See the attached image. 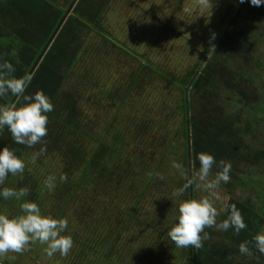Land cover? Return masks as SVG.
Listing matches in <instances>:
<instances>
[{"label":"trees","instance_id":"obj_1","mask_svg":"<svg viewBox=\"0 0 264 264\" xmlns=\"http://www.w3.org/2000/svg\"><path fill=\"white\" fill-rule=\"evenodd\" d=\"M70 2L0 0V63H11L18 79L25 78ZM108 4L109 0H78L26 83L27 93L42 90L54 105L53 111L47 113L48 134L40 145L29 148L14 142L6 128L0 131V147L14 150L26 165L23 173L9 174L0 188H28L26 199L36 202L45 214L67 218L65 234L72 237L73 247L66 257L56 253L51 264H242L237 260L241 256L250 258L254 264H264V254L251 243L250 255L239 251V245L251 242L264 224V210L259 211L249 201L233 196L228 200L241 211L247 225L244 230L236 234L231 228L218 232L206 228L209 239L199 249L177 248L166 231L175 207L166 198L185 183L171 167L173 160L182 163L185 175L194 179L199 168L196 154L210 153L216 160L231 164L230 181L245 174L243 164L264 163V146L258 148L246 137L249 125L241 123L239 115L225 112L222 106L226 99L221 102L222 91L234 90L241 84L230 78L222 85L218 80L226 67L223 64L233 59L229 54H234V47L224 55L217 43L201 67L198 61L182 70L159 66L150 59L141 60L114 41L113 31L107 29ZM244 7L242 4L239 9ZM91 32L103 44L112 45L138 62L128 79L105 90L111 117L96 136L94 148L90 147L91 136L85 128L78 99L67 82ZM224 34L220 41L227 36ZM238 49L246 62L251 60L248 47ZM237 76L241 81L242 76L239 73ZM149 87L159 93L155 104L148 102L146 106H157L150 113L133 105L135 101L143 102ZM12 97L9 95L0 103L9 104ZM19 100L18 97L15 103ZM263 109L259 106L258 110ZM41 146L46 151L37 155ZM32 156L33 160L34 156L38 158L37 162L27 164ZM50 157L53 160L43 173L44 177H56L52 189L45 187L38 167V162L43 165ZM216 171L213 168L212 175ZM61 176L66 179L61 180ZM156 184L162 186L153 191ZM164 185L169 187L166 192ZM254 188L257 194L261 193V187ZM192 190L195 198L194 187ZM228 191L231 194L233 189L228 187ZM185 195L190 197V188ZM87 201L93 206L92 222L87 211L78 214L80 203ZM20 203L0 198V212L19 215ZM73 203L78 204V209L75 216L70 211L69 217L68 206ZM226 215L222 212L221 222Z\"/></svg>","mask_w":264,"mask_h":264},{"label":"rangeland","instance_id":"obj_2","mask_svg":"<svg viewBox=\"0 0 264 264\" xmlns=\"http://www.w3.org/2000/svg\"><path fill=\"white\" fill-rule=\"evenodd\" d=\"M235 1L207 0V6H205L203 0H158L157 6L150 8L153 12L143 15L147 17V21H150L151 17L157 19L154 27L149 26L145 29L149 30L148 37L142 36L140 31L143 29L140 25L143 16L141 18L138 16V22L129 19L132 27L129 30L127 25L117 21L120 15H124V11L118 7L114 10L111 6L106 14L107 29L109 27L113 31L111 35L132 49L141 59H150L153 63L168 69L178 67L182 70L193 66L199 60L201 51L203 52L207 47L225 14L229 13L232 16V13H235L233 23L222 42L227 46L226 51H231V46L234 47V54H229L230 57L233 56V59L223 64L226 66L225 70L220 72L217 78L224 85L225 80L232 79L233 76L237 78L239 73L242 76V84L237 85L234 90H223L221 102L226 98L222 102L225 112L239 115L240 122H246L249 125L247 139L254 141L258 148H262L264 146V109L260 111L258 109L259 106L264 108V5L257 7L245 0L244 3H238L245 5L244 8L239 9L240 6L238 7L237 4L233 7ZM134 16L137 15L134 14ZM127 28L129 31H126ZM200 33L201 40L198 38ZM238 46L249 48L251 60L246 62L239 56ZM222 50V54H227L225 49L222 48ZM203 62L202 59L200 67ZM137 65L138 62L127 53L118 51L110 44H103L101 38L93 32L88 36L85 47L78 56L75 71L68 74L67 82L78 99L85 128L90 136H98L111 117L105 90L114 83L128 79ZM232 80L235 81V79ZM146 90L147 94L144 95L143 102L135 101L133 105H135L134 108L150 113L157 106L154 105L152 108L146 106L148 102L155 104L156 95L159 93H156L153 87ZM239 91H243L244 94L240 95ZM34 159L32 156L27 164H31L32 161L36 163L38 158L34 156ZM51 160L53 157L45 160L43 165L38 162L40 175L44 179L48 175L44 177L43 172ZM259 162V166L243 164L245 174L238 175L240 179L221 184L218 191L228 197L233 196L239 200L249 201L259 211L264 210L262 196L264 194V163ZM214 176L211 174L210 178ZM165 185L164 192L169 188ZM256 186L261 187L260 194L255 192ZM228 187L233 189L231 194L228 193ZM195 194V198H198L204 193L200 192L195 185ZM216 206L219 211L222 203H217ZM222 212L224 211H220L217 217V223L221 222ZM75 213L76 210L71 209V216H75ZM212 228L217 232L220 231L216 227ZM261 232H264V224ZM32 245L33 243L28 246L27 254L10 251L0 257V264H46L47 261L54 259V257L46 256L45 251L34 250ZM237 260L242 264H254L250 258L244 256L237 257Z\"/></svg>","mask_w":264,"mask_h":264},{"label":"clouds","instance_id":"obj_3","mask_svg":"<svg viewBox=\"0 0 264 264\" xmlns=\"http://www.w3.org/2000/svg\"><path fill=\"white\" fill-rule=\"evenodd\" d=\"M203 2L207 6V0ZM239 2L244 3L245 0ZM248 2L257 7L264 5V0H248ZM212 39H215V34L212 35ZM14 73L15 69L11 63L6 61L0 63V100L9 95L20 98L18 103H0V131L6 128L14 142L33 148L40 145L48 134L47 113L53 111L54 105L42 90L27 93L25 82L18 79ZM44 151L46 148L41 146L37 155ZM196 161L199 168L194 179L185 175L182 163L173 160L171 164V167L185 180L181 187L175 189L166 198L175 205L173 215L167 222L166 231L168 238L177 248L203 247L204 241L209 239L206 228L216 227L222 231L231 228L234 233L239 234L247 227L241 211L235 204L228 203L230 199L228 196L218 191L221 184H227L231 179V164L223 160L218 161L207 152L197 153ZM25 166V162L14 150L0 147V184L5 182L9 174L15 176L23 173ZM213 168L217 171L214 178H210ZM60 179L66 178L61 176ZM55 182V176H48L44 184L46 188L52 189L55 187ZM193 184L204 194L198 198L187 197L185 192ZM28 194V188H0V198L3 200L21 201L19 215L9 216L0 212V257L10 251L16 253L26 251L28 246L35 242L45 246L44 251L49 258L56 253L66 257L73 247L72 237L65 234L68 229L67 218H54L45 214L36 202L26 199ZM217 203H222L219 211ZM220 211L226 212L227 215L222 222L217 223ZM249 243L259 253L264 254V232H257L251 242H242L239 245L241 254H251Z\"/></svg>","mask_w":264,"mask_h":264},{"label":"flooded vegetation","instance_id":"obj_4","mask_svg":"<svg viewBox=\"0 0 264 264\" xmlns=\"http://www.w3.org/2000/svg\"><path fill=\"white\" fill-rule=\"evenodd\" d=\"M157 2H158V0H109V4H108L107 9H109L111 6H113L112 9H114V10L117 7L118 8H121V11H124V15H120L119 16V19H117V21L119 23L123 24V25H127L128 28H129V30H131L132 27L130 25L129 19H131L132 21L138 22L139 21L138 20V16H140V18H141L144 14L147 15L150 12H153L150 8L157 6ZM238 3H240V2L238 0H236L234 2V6L233 7H235L236 4H237L238 7L242 5V4H238ZM134 14L137 15V16H134ZM227 14H229V13H227ZM227 14H225L223 20L221 21V23L217 27L216 31H214V33H213V34H217V35H215V39H212V37H211V39H210L207 47L203 50V52L201 51V54L202 55L200 56V58L198 60L200 63H202V59L205 62V60L211 54V52L213 51V49L215 48V46H216L217 43L218 44H221L222 48L225 49V51L227 50V48H226L227 46L225 44H223L222 43L223 40L220 41L219 38H220L221 34L226 33L228 31V29L231 27V25H232L233 22L230 23V24H228V20L232 16H234L235 13H232V16H230V14H229V16L226 17ZM155 21H157V19L154 18V17H151L150 18V21H147V17L146 16H143L142 23L140 24L143 27V29H140V31L142 32V34H141L142 36L148 37L149 30H145V29H147V27H149V26L150 27H154L155 24H157ZM162 25H163V23H162ZM162 25H161V27H162ZM128 28L126 29V31L128 30ZM223 30H226V31L223 33ZM112 37H114V41L119 45V47L125 48L127 51H133L132 49H129L128 47H126L125 45H123L122 42L120 40L116 39L115 36H112ZM198 38H199V40L202 39V34L201 33L199 34ZM135 55L139 59H141L139 57V55H137V54H135ZM141 60H143V59H141ZM198 61H196V63ZM194 65H195V63H194ZM182 66H184V62H182ZM177 69H179V68L177 67ZM232 79H235V77L233 76ZM235 82H238V83L240 82L242 84V82L239 81L238 76L235 79ZM152 122H156V119H153ZM96 144H97L96 136L95 137L91 136V139H90V147L91 148H94ZM156 186H157V188L155 190H153V191H157L159 189V187H161L162 185L161 184H156ZM192 187H194V189H195V184H193L190 187V197L191 198H192V192H193ZM77 205L78 204L73 203V204H71V206H68V208H70V210L67 211L69 217H70V211H71V209H73V208L75 210H76V208L78 209V206ZM90 208H93L91 201L81 202L80 203V206H79L80 213H78V214H85V212L87 211L89 213L88 216H90V220H91L90 222H92V220H94V215H93V212L90 210ZM49 215L53 216L54 218H62V217L54 216L53 213H49ZM88 218L89 217H87V219ZM32 248L34 250H36V251H44L45 246L42 245V244H40L39 242H35V243H33ZM193 250H194V248H193ZM46 264H51V261H47Z\"/></svg>","mask_w":264,"mask_h":264},{"label":"water","instance_id":"obj_5","mask_svg":"<svg viewBox=\"0 0 264 264\" xmlns=\"http://www.w3.org/2000/svg\"><path fill=\"white\" fill-rule=\"evenodd\" d=\"M78 0H71V2L69 3L68 7L66 8L63 16L61 17V19L58 21L55 29L53 30L52 34L50 35V37L48 38L47 42L45 43V45L43 46V48L41 49L40 53L38 54L37 58L35 59L34 63L32 64L31 68L29 69L27 75L25 76V78L23 79L24 86L26 85V83L28 82L29 78L31 77L32 73L34 72V70L36 69L37 65L39 64V62L41 61L42 57L44 56L46 50L48 49V47L50 46L51 42L53 41L54 37L56 36L57 32L59 31V29L61 28L62 24L64 23V21L66 20V18L68 17V15L71 13L73 7L75 6L76 2ZM197 74V73H196ZM195 77V75H194ZM193 77V78H194ZM18 97L13 96L12 99L10 100L9 104H14L16 99ZM187 110V107H186ZM188 120H187V143H188V158L190 155L189 152V147H190V130H189V124H188Z\"/></svg>","mask_w":264,"mask_h":264}]
</instances>
